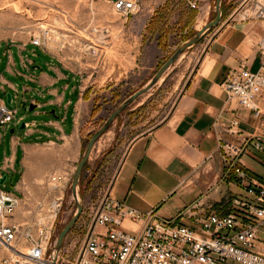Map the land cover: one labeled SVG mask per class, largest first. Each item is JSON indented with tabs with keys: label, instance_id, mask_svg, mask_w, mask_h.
Returning a JSON list of instances; mask_svg holds the SVG:
<instances>
[{
	"label": "crops",
	"instance_id": "0c3cea01",
	"mask_svg": "<svg viewBox=\"0 0 264 264\" xmlns=\"http://www.w3.org/2000/svg\"><path fill=\"white\" fill-rule=\"evenodd\" d=\"M260 1L264 4V0ZM203 8L202 18L207 20L212 12L211 0ZM132 32H136L135 28L125 32L122 29L119 33ZM138 32L142 34L143 30L140 28ZM263 35L262 20L223 19L192 45L197 49L192 51L196 60L175 84L178 94L171 111L130 140L111 180L92 196L91 185L108 152L106 148L116 132L150 101L147 99L156 93L170 70L146 92L145 98L121 112L95 143L80 175L78 189L83 207L90 210L91 222L109 195L131 208L175 220L201 232L200 220L208 213L228 212L233 198L252 200L235 174L223 177L218 137L222 135L238 143L247 137L249 146L241 156L242 162L253 181L264 182V148L255 146L256 136L264 134V126L250 110L229 101L223 87L232 68L242 64L252 71L259 68L257 43ZM31 40V34H19L0 41V105H7V94L11 93L12 103L21 105L26 101L29 110L17 117V107L14 123L18 125L25 120V128L16 134L15 129L9 142L10 152L5 154L0 171L6 172V165L9 171L20 165L17 192L21 195L25 190L42 187L47 176L50 189V177L56 174L64 175V188L69 184L84 150L85 129L115 85L108 83V74L102 72L107 65L103 51L108 47L116 49L123 64L139 59L138 47L127 41L100 43L98 57L82 61L53 53ZM134 48L136 54L129 56L128 49ZM259 103L264 109V94ZM30 104L34 105L33 110L29 109ZM235 117L240 120L241 135L227 132ZM143 225L142 221L124 223L131 231Z\"/></svg>",
	"mask_w": 264,
	"mask_h": 264
},
{
	"label": "built area",
	"instance_id": "2783aa9c",
	"mask_svg": "<svg viewBox=\"0 0 264 264\" xmlns=\"http://www.w3.org/2000/svg\"><path fill=\"white\" fill-rule=\"evenodd\" d=\"M112 5L127 20L138 10L139 0H113ZM190 5L197 7V0H190ZM248 19L264 22V4L260 0L233 9L227 18L228 22ZM92 32V39L83 47L96 54L103 43L102 37L110 38L111 30L105 25L92 28ZM50 39L51 30L43 28L32 36L31 42L44 46ZM257 48L259 68L252 71L245 64L232 68L223 87L229 101L250 110L264 126V109L259 103L264 94V35ZM16 113L17 108L0 105V131L15 121ZM227 132L243 133L239 118L231 120ZM248 146L247 137L240 143L222 135L218 137L223 177L235 174L252 200L233 198L228 212H210L204 216L198 232L175 220L131 208L107 195L72 259L65 246L55 259V222L63 195L58 194L47 207L39 202L36 207L40 212L24 219L26 213L32 212L24 196L0 188V264H264V237L260 238L264 234V182L253 181L242 162L241 156ZM255 146L264 148V134L256 136ZM7 168L8 165L6 173ZM64 179L62 174L51 176L52 189L63 192ZM126 221H142L144 225L131 231L125 228Z\"/></svg>",
	"mask_w": 264,
	"mask_h": 264
},
{
	"label": "rangeland",
	"instance_id": "374dc122",
	"mask_svg": "<svg viewBox=\"0 0 264 264\" xmlns=\"http://www.w3.org/2000/svg\"><path fill=\"white\" fill-rule=\"evenodd\" d=\"M215 1L211 0L212 12L209 18L203 19L204 4L208 0H197V7L190 5V0H139L138 10L127 20H124L113 8L112 3L104 0H0V41L10 39L19 34H38L43 28L51 30V39L44 45L53 53L64 54L68 58L80 60H95L98 55L93 54L83 47L91 40L92 28L108 25L111 30V37L101 39L103 43L115 44L127 41L129 45L138 47V57L132 63L123 64L118 58L116 49L106 48L107 65L102 69L107 73L110 80L108 83L115 85L112 93H109L102 108L96 114L92 123L85 129L84 147L93 132L103 123L113 109L125 98L146 84L158 68L168 59L177 46L193 35L215 16ZM252 1V0H251ZM250 0H223L222 20L229 18L230 12L246 4L253 3ZM204 21H206L205 24ZM228 21V20H227ZM114 28L115 31H112ZM135 28L136 32L119 33L120 30L128 31ZM140 28L143 30L139 34ZM196 46L187 48L182 55L170 67V73L166 80L157 89L156 93L149 97L146 105H143L140 113L128 121L126 125L116 132L110 145L106 148L108 152L103 156L97 177L91 185V195L94 196L97 190L104 188L113 177L122 155L130 142L138 133L146 130L154 123L164 118L171 111L178 89H174L180 76L188 72L195 63ZM102 52V53H103ZM128 55L132 56L135 48ZM197 52V51H195ZM136 61V62H135ZM118 79H116V78ZM116 79V80H115ZM111 94V95H110ZM147 96L144 93L136 105ZM10 107L17 108V117L29 112L28 108H21L17 102ZM14 121L0 131V171L4 156L10 152L9 142L14 135L10 132L15 128V134L22 132ZM6 173L3 171V174ZM21 168L17 164L15 170L7 173L4 183L0 188L12 193L17 192V184L20 180ZM57 175V174H56ZM51 180V177H50ZM71 181L63 192L50 189L48 176L43 178L42 187L35 191L25 190L22 192L24 202L27 203L31 214L26 213L24 219L30 215H36L37 204L42 202L45 207L58 194L63 195L62 207L58 213L55 227L57 239L64 224L71 218L76 210V203L71 193ZM19 196L21 195L18 193ZM46 209V208H45ZM90 210L83 207V211L77 222L66 234L62 248L68 250L69 258H73L82 246L87 229L91 225ZM23 218V217H22ZM261 234L260 238H263ZM65 259L66 256H65Z\"/></svg>",
	"mask_w": 264,
	"mask_h": 264
},
{
	"label": "water",
	"instance_id": "95a60500",
	"mask_svg": "<svg viewBox=\"0 0 264 264\" xmlns=\"http://www.w3.org/2000/svg\"><path fill=\"white\" fill-rule=\"evenodd\" d=\"M223 15V0H216L215 1V16L209 20L204 26H202L199 30H197L193 35L182 41L177 48L174 50V52L168 57L167 60L158 68V70L153 74V76L150 78V80L144 84L141 88L136 90L134 93L129 95L127 98H125L121 103H119L113 111L108 115V117L103 121V123L93 132L91 137L88 139L86 146L84 147V150L82 152L81 158L76 165V168L72 175V181H71V193L72 197L76 203V210L74 214L71 216V218L64 224L62 229L60 230L58 237L55 241V259L60 250L62 249V245L64 242V239L66 237V234L70 231V229L74 226V224L77 222L78 218L80 217L82 211H83V201L79 193V180L81 172L88 161L90 154L92 152V149L95 145V143L98 141V139L106 132V130L112 125V123L115 121V119L121 114V112L129 106L131 103H133L140 95L146 93L148 90H150L155 84L158 83V81L161 79V77L164 75V73L168 70L169 67H171L175 61L182 55V53L192 45L198 43L212 28L216 27L222 20ZM7 105H12V95L11 93L7 94L6 99ZM27 105L26 101H23L21 104V108L24 109ZM29 109L33 110L34 105H29ZM25 123L22 122V124L19 126V129H24ZM15 128H11L10 132L14 133ZM7 178V173L2 174V177L0 178V184L4 183V181ZM54 259V261H55Z\"/></svg>",
	"mask_w": 264,
	"mask_h": 264
},
{
	"label": "bare ground",
	"instance_id": "6f19581e",
	"mask_svg": "<svg viewBox=\"0 0 264 264\" xmlns=\"http://www.w3.org/2000/svg\"><path fill=\"white\" fill-rule=\"evenodd\" d=\"M21 202V201H20Z\"/></svg>",
	"mask_w": 264,
	"mask_h": 264
}]
</instances>
